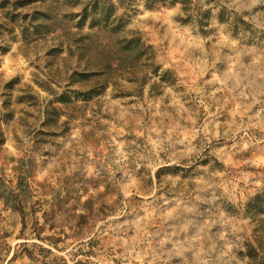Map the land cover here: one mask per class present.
<instances>
[{"label":"rangeland","instance_id":"1","mask_svg":"<svg viewBox=\"0 0 264 264\" xmlns=\"http://www.w3.org/2000/svg\"><path fill=\"white\" fill-rule=\"evenodd\" d=\"M263 189L264 0H0V264H248Z\"/></svg>","mask_w":264,"mask_h":264},{"label":"trees","instance_id":"2","mask_svg":"<svg viewBox=\"0 0 264 264\" xmlns=\"http://www.w3.org/2000/svg\"><path fill=\"white\" fill-rule=\"evenodd\" d=\"M248 207L259 215L264 214V189L254 197ZM261 240L257 248L249 246L247 252L248 264H264V237H261Z\"/></svg>","mask_w":264,"mask_h":264}]
</instances>
